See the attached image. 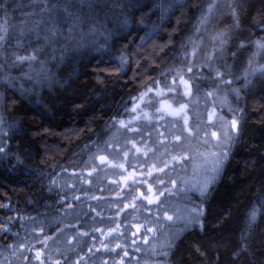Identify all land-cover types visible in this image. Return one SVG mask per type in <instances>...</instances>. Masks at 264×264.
Instances as JSON below:
<instances>
[{"label":"snow or ice","instance_id":"1","mask_svg":"<svg viewBox=\"0 0 264 264\" xmlns=\"http://www.w3.org/2000/svg\"><path fill=\"white\" fill-rule=\"evenodd\" d=\"M84 56L96 85L113 86L104 126L93 115L32 132L88 142L62 158L66 146L41 145L45 167L23 173L35 215L0 200V240L12 241L0 264H177L186 242L202 264L220 248L231 264H264L253 251L264 257V190L235 240L213 234L212 205L250 117L264 126V0H0V161L24 163L10 148L26 136L21 117L9 120L18 103L65 88L53 69Z\"/></svg>","mask_w":264,"mask_h":264},{"label":"trees","instance_id":"2","mask_svg":"<svg viewBox=\"0 0 264 264\" xmlns=\"http://www.w3.org/2000/svg\"><path fill=\"white\" fill-rule=\"evenodd\" d=\"M13 15L19 17V12L13 13ZM107 26L112 28L115 25L109 22ZM100 43H103L102 39ZM91 55L97 56L98 54L92 52ZM92 63L95 61L90 62L88 56L75 57L66 61L59 69H53L57 71L62 81H68V85L65 88H54L51 91L45 88L40 95L18 103L16 110L10 114L9 120L15 117L23 119L26 130L23 143L18 146L17 140L14 139L10 142V148L13 152H21V159L24 163L13 169L12 165L16 163L14 158L0 161V200L2 202H7L10 199L14 206L24 209L25 214L35 215V212L26 203L29 197L34 198V193L29 191L33 180L23 173L27 172L29 167H45L42 161L48 157L44 156L41 145L47 143L66 146L70 151L58 154V158H62L66 154L70 155L71 152H79L83 144L88 142L86 135L73 138L69 143L58 136H45L41 139L32 136V132L42 128H51L57 132L72 127L84 128L88 118L93 115L97 117V120L91 127L103 128V122L99 117L108 111V107L112 103L114 93L111 89L113 86L108 85L106 90L103 85H96V79L91 73ZM13 74L18 75L19 73L14 72ZM29 86L25 85V87ZM82 102L84 108L79 112L74 111L73 106ZM105 119H107L106 116ZM256 121L257 117H250L245 128V136L240 145L234 149L232 159L222 178L215 185L212 194V205L216 209V214L217 216L222 214L221 223L213 234H223L233 240L239 237L245 226L247 212L253 203H259L258 194L264 190V126ZM25 148L28 150L24 151ZM61 162H64L63 159ZM48 170L50 171V169ZM2 214L3 210H0V215ZM112 214L104 210L105 216ZM256 237L257 241L264 239V219L259 221ZM8 241L0 240V244ZM253 251L257 261L264 259L261 257V250L258 247ZM217 252L220 255V264H231L230 250L225 248L214 249L209 254V261L203 262V264H211ZM176 260L177 264H202L200 258L189 254L187 242L181 246Z\"/></svg>","mask_w":264,"mask_h":264},{"label":"rangeland","instance_id":"3","mask_svg":"<svg viewBox=\"0 0 264 264\" xmlns=\"http://www.w3.org/2000/svg\"><path fill=\"white\" fill-rule=\"evenodd\" d=\"M206 118V117H205ZM217 130H218V126H217ZM97 194H100V193H97ZM104 194H107V193H104ZM104 210H106V211H108V209L105 207V209ZM97 226H99V225H97ZM23 234V233H22ZM98 235V234H97ZM10 242H12L11 240H9L7 243H10ZM97 246H99V243L97 242ZM130 252H131V258H135L136 256H138V255H141V254H139V253H136V252H134V251H132V250H130ZM5 256H7V253H5L4 254ZM103 258H105V259H119V257H116V256H112V257H109V256H105V257H103ZM141 258L142 259H144V258H146V257H143V256H141Z\"/></svg>","mask_w":264,"mask_h":264},{"label":"flooded vegetation","instance_id":"4","mask_svg":"<svg viewBox=\"0 0 264 264\" xmlns=\"http://www.w3.org/2000/svg\"><path fill=\"white\" fill-rule=\"evenodd\" d=\"M99 226H101V225H99ZM99 226H98V227H99Z\"/></svg>","mask_w":264,"mask_h":264}]
</instances>
